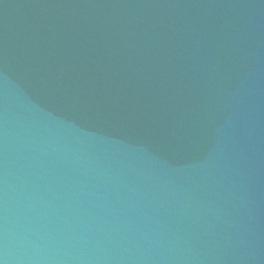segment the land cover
Here are the masks:
<instances>
[{
    "label": "water",
    "instance_id": "obj_1",
    "mask_svg": "<svg viewBox=\"0 0 264 264\" xmlns=\"http://www.w3.org/2000/svg\"><path fill=\"white\" fill-rule=\"evenodd\" d=\"M0 264H264V0H0Z\"/></svg>",
    "mask_w": 264,
    "mask_h": 264
}]
</instances>
